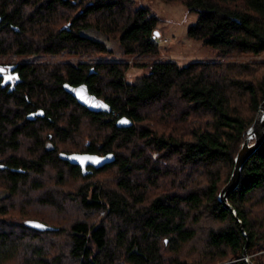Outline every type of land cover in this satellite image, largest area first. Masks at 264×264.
Wrapping results in <instances>:
<instances>
[{"label":"trees","instance_id":"trees-1","mask_svg":"<svg viewBox=\"0 0 264 264\" xmlns=\"http://www.w3.org/2000/svg\"><path fill=\"white\" fill-rule=\"evenodd\" d=\"M162 1L199 15L189 37L264 55V0ZM159 22L135 0H0V57L111 54L99 37L156 55ZM16 65L12 92L0 79V264H264V143L229 196L242 225L219 201L264 103V63L155 62L134 83L124 62ZM74 153L112 161L88 174L60 157Z\"/></svg>","mask_w":264,"mask_h":264},{"label":"rangeland","instance_id":"rangeland-1","mask_svg":"<svg viewBox=\"0 0 264 264\" xmlns=\"http://www.w3.org/2000/svg\"><path fill=\"white\" fill-rule=\"evenodd\" d=\"M137 7L148 8L152 14L160 19L158 24L159 37L156 44L159 53L156 55H125L117 40H108L99 37L111 50V54L98 56L62 55L56 57H0L1 64L21 63H88L97 62H124L129 69L126 74L128 83H134L139 78L150 74V65L155 62H175L180 67L191 63H264V55L254 54H225L219 49L207 46L202 41L195 40L188 35V30L198 23L199 15L191 13L183 5H172L162 0H135ZM155 38V39H156ZM16 222L25 223L26 220L16 219Z\"/></svg>","mask_w":264,"mask_h":264},{"label":"water","instance_id":"water-1","mask_svg":"<svg viewBox=\"0 0 264 264\" xmlns=\"http://www.w3.org/2000/svg\"><path fill=\"white\" fill-rule=\"evenodd\" d=\"M159 36L160 33L157 31L156 37ZM17 68L18 65H9V66L0 65V76H4V79L2 81V86L5 88L10 84H12L9 89L10 92H12L15 89V86L17 84H20L22 82L18 72L9 75L12 72H14ZM7 72H9V74L5 75L7 74ZM64 90L70 95H72L81 106L85 107L92 113L109 115L112 112L111 106L108 103H106L103 99L97 97L95 94H92L87 84L72 86L66 83L64 84ZM44 116L45 113L43 111H38L29 115L28 119L34 120L36 117H44ZM119 124L123 127H132L134 125V123L128 118H122L119 121ZM263 143H264V103L260 107L258 116L253 126L247 132L246 139L241 147V150L239 151L236 157L235 167L231 175V178L219 195V201L229 211L232 212L233 216L237 219V221L241 225H242V221L238 218L237 211L228 202L229 196L239 187L242 171L245 164L251 158V156L263 145ZM60 157L66 161H69L73 165L79 166L84 173H88V174L91 173V171H89L90 167L94 169H100L105 165L111 163L112 161V157L109 155L100 156V155H92L87 153H83V154L74 153L71 155L62 154ZM242 231L244 236L247 238L248 236L244 231L243 226H242ZM244 260L248 264H253L247 252H245L244 254Z\"/></svg>","mask_w":264,"mask_h":264},{"label":"flooded vegetation","instance_id":"flooded-vegetation-1","mask_svg":"<svg viewBox=\"0 0 264 264\" xmlns=\"http://www.w3.org/2000/svg\"><path fill=\"white\" fill-rule=\"evenodd\" d=\"M1 65H3V66H9V65H11V64H1ZM16 65V64H15ZM15 72H18V69H16L14 72H12L11 74H9V72H7V74H5V75H12L13 73H15ZM0 79H1V82L3 81V79H4V76H0ZM11 85L12 84H10L8 87L10 88L11 87Z\"/></svg>","mask_w":264,"mask_h":264},{"label":"built area","instance_id":"built-area-1","mask_svg":"<svg viewBox=\"0 0 264 264\" xmlns=\"http://www.w3.org/2000/svg\"><path fill=\"white\" fill-rule=\"evenodd\" d=\"M155 40V42H156V39H154Z\"/></svg>","mask_w":264,"mask_h":264}]
</instances>
